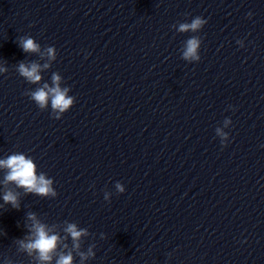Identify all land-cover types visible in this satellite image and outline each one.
<instances>
[{
  "label": "clouds",
  "instance_id": "clouds-1",
  "mask_svg": "<svg viewBox=\"0 0 264 264\" xmlns=\"http://www.w3.org/2000/svg\"><path fill=\"white\" fill-rule=\"evenodd\" d=\"M206 23V19L196 16L191 22H180L172 27L179 33H197ZM201 43L199 36L189 37L184 41L181 58L189 63L198 62L201 59L199 54ZM19 46L26 53H41L40 44L30 36L20 37ZM46 53L48 62L43 64L37 61L20 62L16 66V71L28 83L40 85L34 90L26 91L25 95L42 111L50 106L53 118L59 120L74 105L75 97L69 95L71 91L69 87H62L63 78L58 72L52 73L51 84L48 82L41 84L42 69L51 68V62L55 61L57 56L53 46L47 47ZM43 58L41 54V59ZM7 71V67L0 66V74ZM229 124L231 120L226 118L225 127ZM215 132L221 137V144L224 145L228 133L223 132L219 127L215 129ZM0 170L4 172L3 179L0 180V184L4 186L3 204H0V207L10 205L13 209H20V193L8 185H14L15 189H22L25 195L33 194L47 198L57 196L53 187V179L49 178L46 173H38L33 158L24 153L15 152L0 159ZM115 189L117 193L125 191V187L120 182H116ZM110 197L111 193L106 191L104 199L110 201ZM26 220L29 222L24 226L26 234L23 238L15 239V244L19 253H24L31 258L32 264H76V257H79V264H85L86 261L95 257L94 244L89 245L86 251L81 250L84 239L91 235L87 228H81L77 223L65 220L62 230L57 231L56 224L50 225L43 222L35 212H28ZM69 238L71 245L67 242ZM4 264H13V261L5 258Z\"/></svg>",
  "mask_w": 264,
  "mask_h": 264
}]
</instances>
